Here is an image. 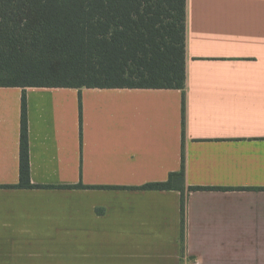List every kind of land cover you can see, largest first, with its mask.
<instances>
[{
    "label": "crops",
    "instance_id": "obj_1",
    "mask_svg": "<svg viewBox=\"0 0 264 264\" xmlns=\"http://www.w3.org/2000/svg\"><path fill=\"white\" fill-rule=\"evenodd\" d=\"M186 74L185 139L180 89L0 86V264H264V0H187Z\"/></svg>",
    "mask_w": 264,
    "mask_h": 264
},
{
    "label": "trees",
    "instance_id": "obj_2",
    "mask_svg": "<svg viewBox=\"0 0 264 264\" xmlns=\"http://www.w3.org/2000/svg\"><path fill=\"white\" fill-rule=\"evenodd\" d=\"M186 31L187 0H0V86L180 89L185 139ZM184 184L185 148L180 171L142 187L182 192L183 231ZM17 186L36 187L25 91Z\"/></svg>",
    "mask_w": 264,
    "mask_h": 264
}]
</instances>
